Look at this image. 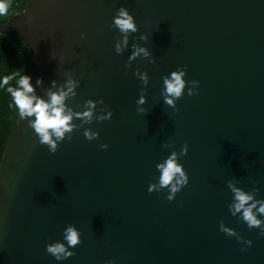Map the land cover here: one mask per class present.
<instances>
[{
    "label": "water",
    "instance_id": "95a60500",
    "mask_svg": "<svg viewBox=\"0 0 264 264\" xmlns=\"http://www.w3.org/2000/svg\"><path fill=\"white\" fill-rule=\"evenodd\" d=\"M121 6L137 31L117 54ZM2 33L28 46L36 95L72 78L74 112L92 99L112 117L74 119L51 153L18 114L0 161V264H264V234L231 214L228 187L264 201V0H28ZM134 45L149 56L129 60ZM179 68L187 83L170 106L162 77ZM173 151L188 183L169 201L156 165ZM68 224L81 242L57 261L45 245Z\"/></svg>",
    "mask_w": 264,
    "mask_h": 264
},
{
    "label": "clouds",
    "instance_id": "9594fccd",
    "mask_svg": "<svg viewBox=\"0 0 264 264\" xmlns=\"http://www.w3.org/2000/svg\"><path fill=\"white\" fill-rule=\"evenodd\" d=\"M9 5L6 0H0V17H3L8 12ZM110 27H115L122 34L121 39L117 40L114 45V50L117 54L128 43V35L137 31V25L133 15L124 6L116 10V14L112 17ZM81 38H86L84 33H81ZM146 39L147 37H141ZM149 56V51L144 46H133V51L129 56V60L135 59L137 56ZM127 67V65H125ZM134 75L138 76L143 85H147L149 76L146 71L136 70ZM184 68L174 69L169 74L162 77V92L164 102L170 106H174L176 100L184 93L186 81ZM15 80V87L10 85V81ZM31 76L21 72H16L9 75L0 76V90L6 91L12 98V103L16 107L19 117L27 119L29 127L38 137L40 144L46 145L49 152L55 153L61 141L66 137L71 139V133L76 127L73 123L74 119H80L85 124H90L93 118L97 121L109 120L112 117L110 108L102 110L101 114L95 113L97 103L103 101H94L89 99L85 101L83 111L74 112L66 101L70 96H74L78 81L69 78L64 82L63 86L57 85L55 80L51 81L52 87L55 89L47 92V99H44L35 94L34 86L30 82ZM42 79L37 77L36 84H40ZM194 84L199 81H193ZM141 94L137 97L135 103L142 105L145 103L143 96V88ZM188 94H193V89H188ZM142 110V109H139ZM83 135L88 140H93L99 137L97 131L90 128H85ZM100 148L106 149L108 145L101 143ZM188 151L187 144L181 147V154H186ZM159 169V188H168L167 199L171 201L175 194L188 183V175L179 162L178 155L175 151L171 152L163 161L157 163ZM156 185H149L148 191H153ZM233 196L232 203L229 205V211L232 215L239 216L249 228L258 227L261 233L264 234V201H257L252 192H247L235 185L229 183ZM220 230L228 235H234V230L225 228L222 224ZM80 231L72 224H68L63 229V240L48 242L45 245L47 253L52 255L57 261H62L73 255L72 248L79 244ZM251 245V240L245 242ZM243 250V249H242ZM105 264H114L113 261H106Z\"/></svg>",
    "mask_w": 264,
    "mask_h": 264
},
{
    "label": "trees",
    "instance_id": "16d2710c",
    "mask_svg": "<svg viewBox=\"0 0 264 264\" xmlns=\"http://www.w3.org/2000/svg\"><path fill=\"white\" fill-rule=\"evenodd\" d=\"M28 0H6L9 5L5 16L0 17V24L5 23L12 15L24 9ZM30 68L29 48L18 37L8 33L0 34V76L16 72L28 74ZM15 87V80L10 81ZM18 111L12 98L0 90V161L15 124Z\"/></svg>",
    "mask_w": 264,
    "mask_h": 264
}]
</instances>
